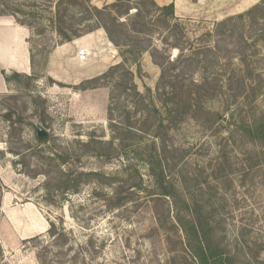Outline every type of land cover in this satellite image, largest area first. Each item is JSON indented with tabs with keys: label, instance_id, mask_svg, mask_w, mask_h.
<instances>
[{
	"label": "rangeland",
	"instance_id": "1",
	"mask_svg": "<svg viewBox=\"0 0 264 264\" xmlns=\"http://www.w3.org/2000/svg\"><path fill=\"white\" fill-rule=\"evenodd\" d=\"M57 1L0 0V14H7L0 17L31 26L29 43L34 69L31 77L12 80L10 91L0 95L2 194L10 198L11 206L36 205L48 223L63 220L65 228L73 234L75 247H84L87 240H92L94 250L87 252V264H171L176 254L170 248H180L178 237L173 229L168 233L171 229L168 224L164 230L154 218V211L161 218L166 215L169 204L164 199L157 201L156 189L147 167L139 159L140 154L137 158L133 153L128 159H100L99 163L92 156L96 152L89 151L79 163L74 161L80 170H100L106 176L118 178L117 185H124L126 190L140 181L130 179L137 171L143 187L132 189L131 201L122 207L114 208L106 199L114 187L90 183L62 200L49 188L48 181L56 176L50 158L64 152H86L79 142L87 141L91 135L103 141L112 138L108 108L115 83L100 81L98 77L122 62L120 48L105 29L120 14L119 7H112L115 0H71L64 4L61 12L64 14L66 10L67 23L73 24L82 35L65 44L56 32L57 22H53L58 16ZM154 1L160 6L174 3L176 16L188 22L187 36L193 39L262 0ZM104 8L109 9L100 13ZM134 13L132 10L130 15ZM149 19L155 22L156 13ZM246 35L256 45V53L249 63L263 78L256 109L264 111V30L250 29ZM159 38L154 34V39ZM83 47L90 52L87 62L77 57ZM177 54L178 51L173 53ZM141 64L142 77L136 78L139 90L154 89L159 67L149 52L143 55ZM252 82L258 86L261 79L256 75ZM206 106L214 113L210 117L212 126L203 116L201 121L187 120L173 134V142L182 149L167 155L169 160L178 162L171 173L176 176L179 188L209 205L218 239L224 245L233 246L244 264H259L264 262V168L253 171L245 183L242 181V153L251 145L238 136L228 138L226 121L215 114L224 112L222 102L212 99ZM40 120H44L50 137L43 144L36 140L35 125ZM3 217L2 212L0 222ZM3 241L0 235L2 264H40L34 244H18L8 236L2 247Z\"/></svg>",
	"mask_w": 264,
	"mask_h": 264
},
{
	"label": "trees",
	"instance_id": "2",
	"mask_svg": "<svg viewBox=\"0 0 264 264\" xmlns=\"http://www.w3.org/2000/svg\"><path fill=\"white\" fill-rule=\"evenodd\" d=\"M70 1L59 0L55 5L58 16L53 22H57L56 32L62 44L82 36L73 24L67 23L66 10L64 14L61 12V7ZM115 1L112 7H119L120 14H116L110 27L105 29L111 41L120 48L122 62L98 77L100 81L115 83L108 108L113 136L109 141H103L91 135L87 141L79 142L86 152H64L50 158L55 163L53 171L56 176L48 181L49 188L62 200L90 183L114 187L106 199L112 207H122L131 201L132 189L143 187L142 177L137 171L130 179L140 181L126 190L124 185H117L120 182L118 178L106 176L100 170H80L74 161L79 163L89 151L96 152L92 156L99 163L100 159H128L133 153L137 158L140 154L139 159L147 167L156 189L157 201L164 199L169 204L166 215L161 218L154 211V218L164 230L168 224L171 227L168 233L173 229L178 237L180 248H170V252L176 254L171 264H244L233 246L224 245L218 239L209 205L179 188L176 176L171 173V168H175L178 162L169 160L167 155L182 149L173 142V134L187 120L201 121L206 116L207 123L212 126L210 117L214 113L206 104L213 99L224 104V112L215 114L226 121L228 138L238 136L245 144L251 145L242 153V181L245 183L253 171L264 168V111L256 109L263 78L249 63L256 53V45L246 35L250 29L264 30V0L246 12L216 23L212 30L193 39L187 36L188 22L176 16L174 3L160 6L154 0H137V6H134L135 0ZM108 9L104 8L100 13ZM132 10L135 13L130 15ZM153 12L156 13L155 22L149 19ZM6 15L5 12L0 14ZM122 18L126 19L125 22ZM17 22L31 30V26ZM156 33L159 39H154ZM175 51H178L176 56L173 55ZM146 52L159 67L160 75L154 89L146 87L140 91L136 78L142 77L141 60ZM3 74L8 83L25 76ZM256 75L261 79L258 86L252 82ZM39 122L46 127L44 120ZM49 138L37 135L36 140L43 144ZM144 138H147L146 142ZM262 179L264 185V175ZM2 199L0 186V213ZM23 244H34L40 264H87V252L94 250L90 239L84 247H75L73 234L65 228L63 220L49 221L45 234L26 239ZM168 245H171L169 241ZM3 257L4 252L0 248V264ZM259 264L264 262L259 261Z\"/></svg>",
	"mask_w": 264,
	"mask_h": 264
},
{
	"label": "crops",
	"instance_id": "3",
	"mask_svg": "<svg viewBox=\"0 0 264 264\" xmlns=\"http://www.w3.org/2000/svg\"><path fill=\"white\" fill-rule=\"evenodd\" d=\"M29 39L30 30L26 26L13 18L0 17V95L8 93L11 86V83L6 81L4 72L7 75L18 73L32 76L34 69ZM1 183L3 177L0 172ZM2 212L4 215L0 222V235L4 240L2 247H5L8 236H11L14 242L20 243L46 233L49 228L48 220L34 204L11 206L10 198L4 195Z\"/></svg>",
	"mask_w": 264,
	"mask_h": 264
},
{
	"label": "built area",
	"instance_id": "4",
	"mask_svg": "<svg viewBox=\"0 0 264 264\" xmlns=\"http://www.w3.org/2000/svg\"><path fill=\"white\" fill-rule=\"evenodd\" d=\"M77 57H78L79 61L87 62L89 60V57H90V52L86 47H83L82 49H80L78 51Z\"/></svg>",
	"mask_w": 264,
	"mask_h": 264
},
{
	"label": "water",
	"instance_id": "5",
	"mask_svg": "<svg viewBox=\"0 0 264 264\" xmlns=\"http://www.w3.org/2000/svg\"><path fill=\"white\" fill-rule=\"evenodd\" d=\"M36 126H37V135H38V137L49 136V131L40 122H37Z\"/></svg>",
	"mask_w": 264,
	"mask_h": 264
}]
</instances>
